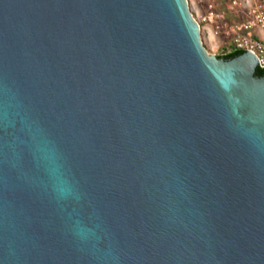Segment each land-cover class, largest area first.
<instances>
[{"label":"water","instance_id":"obj_1","mask_svg":"<svg viewBox=\"0 0 264 264\" xmlns=\"http://www.w3.org/2000/svg\"><path fill=\"white\" fill-rule=\"evenodd\" d=\"M0 264H264V68L187 0H0Z\"/></svg>","mask_w":264,"mask_h":264},{"label":"built area","instance_id":"obj_2","mask_svg":"<svg viewBox=\"0 0 264 264\" xmlns=\"http://www.w3.org/2000/svg\"><path fill=\"white\" fill-rule=\"evenodd\" d=\"M251 4L247 7V18L244 22L232 26L228 30L230 33V48L226 51H248L252 53L256 59L258 68H264V38L251 37L248 32L257 30L264 33V0H247ZM246 0H232L231 7L243 6ZM205 12L203 15L195 18L198 26L199 24L205 26L209 23H214L211 31L213 36H217L223 24H220L222 13L214 8L211 0H205ZM219 24V25H218Z\"/></svg>","mask_w":264,"mask_h":264},{"label":"rangeland","instance_id":"obj_3","mask_svg":"<svg viewBox=\"0 0 264 264\" xmlns=\"http://www.w3.org/2000/svg\"><path fill=\"white\" fill-rule=\"evenodd\" d=\"M204 1L205 0H187L189 10L192 13L194 19L204 14L205 12V2ZM211 1L214 4V0H211ZM215 1L217 3L218 1H220V4H224L227 2L229 6H232L231 5L232 0H215ZM234 7H237V6H234ZM214 8L218 12H221V10L216 7V5ZM219 23L223 24V27L222 29L220 28L217 36H213L212 31H211L212 26H214L216 22L209 23L208 25H205V26L199 24V35H200V41L202 43V46L209 55H213V56L226 53V51L230 48V40H229L230 33L228 32L229 25L226 24L223 18L221 19V22Z\"/></svg>","mask_w":264,"mask_h":264},{"label":"crops","instance_id":"obj_4","mask_svg":"<svg viewBox=\"0 0 264 264\" xmlns=\"http://www.w3.org/2000/svg\"><path fill=\"white\" fill-rule=\"evenodd\" d=\"M214 4L218 9L221 10L222 17L225 20L226 24L229 25V29H230L232 28V26L238 25L246 20L248 13L247 7L251 4V2L247 1L246 3H244L243 6H238V7H231L227 2L224 4H220V1H218L217 3L215 0H214ZM248 35H250L251 37L264 38V33L257 30L248 32Z\"/></svg>","mask_w":264,"mask_h":264},{"label":"trees","instance_id":"obj_5","mask_svg":"<svg viewBox=\"0 0 264 264\" xmlns=\"http://www.w3.org/2000/svg\"><path fill=\"white\" fill-rule=\"evenodd\" d=\"M233 52H237V51H229V52H226V53L218 54L216 56L228 55V54L233 53Z\"/></svg>","mask_w":264,"mask_h":264}]
</instances>
